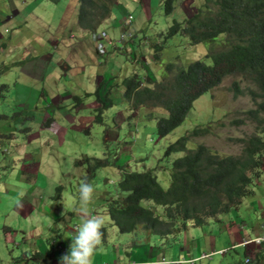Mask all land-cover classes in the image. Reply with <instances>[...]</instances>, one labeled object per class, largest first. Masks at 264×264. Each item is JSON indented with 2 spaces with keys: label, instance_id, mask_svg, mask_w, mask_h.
<instances>
[{
  "label": "rangeland",
  "instance_id": "374dc122",
  "mask_svg": "<svg viewBox=\"0 0 264 264\" xmlns=\"http://www.w3.org/2000/svg\"><path fill=\"white\" fill-rule=\"evenodd\" d=\"M162 1L117 0L111 4L112 16L105 17L98 25L100 30L106 31L105 27L111 22L113 28L110 30V34L105 32V39L118 40L117 45L120 48L117 53H119V60L125 61V65L118 64L120 65V71L117 67L116 76L121 75L122 78L125 74L129 75L133 71L143 68L144 86L153 87L155 83L163 81L164 75L169 73L164 68V63L175 62L185 66L194 60H202L205 64H210L212 58L204 55L209 53V50L211 53H215L224 47L225 34H220L210 43H189L185 35L175 33L166 37L162 42L157 61L148 57L152 52V44L160 42L171 21L173 19L183 21V17L188 16L192 10V5L200 0H173V10L168 14H165L161 8ZM15 2L22 9L28 6V0H15ZM52 3H56L52 5H57V10L64 6L62 0ZM73 3L72 8H69L66 13L62 9L63 25L58 28L57 34L59 36L62 34V29L77 31L70 23L71 14H74V22L77 25L76 16L79 4L76 0H73ZM4 4L9 6L10 3H8V0H0V7ZM129 13L131 14V22L128 21ZM121 22L122 25L126 26L130 23L131 30L136 34V38L131 41L133 43H130L133 53L136 54L133 60L128 61L131 52H129L127 46H124L122 40L126 38L127 32L118 29V27L123 29ZM19 30L25 36L29 34L28 28L23 25ZM35 30L42 40L45 32L40 28ZM7 31L11 33L12 30L8 28ZM52 32H55L54 29H52ZM88 32L92 33L91 30ZM31 45L39 49L41 53L39 44L36 45L33 42ZM112 45H107L103 55L97 54L96 56L93 54L94 59L97 58L98 61L103 62L109 58L106 52L107 49L111 50L113 48ZM22 49L23 45H20L18 49H11V52H16V50L21 52ZM26 49L31 50L29 45H26ZM144 60L146 63H144ZM37 61L41 62L42 58L37 59ZM6 63L10 64V62ZM42 63L45 67L44 62ZM142 63L146 65L142 67ZM82 65L84 69L81 77L85 78L93 74L95 66L92 63H82ZM18 66L21 65H13L11 68ZM14 74V71H6L0 75V83L10 86L9 90L3 96H0V113L6 114V117L0 118V228H3L4 224H9L15 225L17 229L15 221H22L20 219L14 220L12 216L13 211L19 210V205H14L13 202L18 197L30 200L33 207L29 213L30 215L33 213L34 216L39 215V209L45 206L44 202L49 207L61 205L64 209L72 210L79 198V187L82 181H87L96 188V198L89 206L90 214L103 216L105 221H109V215L103 213L102 205L106 204L116 191L120 192L116 185L123 172L151 170L154 172L160 186L165 188L169 182L168 169L175 167L172 164L174 160L182 157L185 152L196 149L198 143H203L207 152L218 157V159L228 156L236 158L244 152L246 145L243 140H246L248 135L254 131V123L246 113L248 110L256 108V104L252 100L253 97L247 93L248 87H252V85L241 73H237L225 77L219 85L194 100L182 122L163 137H158L155 134L156 121L159 117H166L168 112L160 104L153 107L135 105L133 101L123 96L122 82L117 77L113 79L114 85L111 91L106 90V94L111 101L101 108V121L92 122V118H90L85 125L81 124L83 129H87V133L81 132L80 135L75 134L72 137L69 132L64 137L65 128L68 127L64 115H74L75 110L80 109L79 102L81 99L84 102L86 100L83 96H76L77 99L73 97L70 99L69 105L59 101V97L65 95L64 88H70V83L73 88L74 80H76L69 82L63 79L59 83L58 94L54 96L52 102L53 105L56 104L57 110L55 111L60 112V115L55 116L56 119L54 120L53 113L49 109V114L45 116L46 120L43 119L45 125H51L48 131L53 132L52 136L43 134L46 128L40 126V124L36 125L35 128L41 127V132L32 135L30 138L25 135V129L21 128L28 122H35L42 112L40 108L29 110L25 101H21L20 94H14L11 89L13 80H15ZM67 77L69 79V76ZM234 82H237L240 91H242L241 94L236 96L232 87ZM102 86V84H98V87L102 88ZM45 89H47V85ZM96 96H100L97 89L89 97V103L81 109V114H88L92 107H100V102L97 101L98 104L95 102ZM11 108L18 113L14 114ZM96 114L97 110L94 109L90 117L95 118ZM237 119H240L241 122L234 124ZM80 121L83 122V118ZM197 126H206L209 133L206 132L203 136H191L187 133ZM32 128L31 125L29 130ZM10 129L13 134L9 137ZM34 132L35 129L31 131V133ZM181 135L188 137L185 142L186 150L183 153L164 155L163 151L166 146L177 140ZM95 158H107L108 162L103 166L96 163ZM77 159H79V162L74 163ZM33 163L38 164L42 175L49 179L53 176L56 180H59V183L54 188L52 183L49 182L48 188H44V190L35 189L31 193V198H29L27 186L20 184L18 187H11L10 185L13 182L8 177L12 174L15 175V168L21 173L25 170L26 165ZM12 166H14L13 169H11ZM86 168L93 169L89 178H87ZM258 171H260L259 176H255ZM246 173L252 177L254 176L248 185L250 192L239 198L236 207L218 213L217 218H208L204 224L207 234H199L198 231L202 228L201 225L192 226L189 221H186L185 225L187 227L179 228L172 234H156L150 231L147 233L149 241H140L138 246L134 248H141L144 244H155V246L158 245L164 250L165 247L173 244L175 237L180 239L185 248L187 245L192 248L193 241L208 246L207 236L210 235L212 239L211 249H206L204 252L210 253L219 249L224 250V252L222 254L213 253L210 258L198 260L193 264H264V242L257 245L252 244L248 250L239 245L231 246L239 239L240 232H249L252 236L264 234V165L260 164L254 168L249 167ZM31 200H35V202ZM142 205L156 206L154 208L156 213L161 210L160 205L154 204L150 200H142ZM66 223L68 224L66 229H63L61 234L55 237L56 242H60V244L62 242V245L67 244L71 239L68 228L72 223H76L80 227L81 218L74 215L71 222L67 221ZM140 226L144 228L142 225ZM190 228L197 230V232L191 231ZM135 229L132 230L133 234L118 232L115 225L108 223L105 239L109 245L112 242L113 244L115 242L129 244L130 238L136 239L138 236ZM28 244L33 246L31 239L28 240ZM108 244L104 245L108 246ZM23 250V245L19 248H13L11 256H19ZM110 254L108 251L107 257ZM184 257L189 259L192 258V255L185 252ZM245 258L248 259L247 262H245ZM53 259H55L54 256Z\"/></svg>",
  "mask_w": 264,
  "mask_h": 264
},
{
  "label": "trees",
  "instance_id": "16d2710c",
  "mask_svg": "<svg viewBox=\"0 0 264 264\" xmlns=\"http://www.w3.org/2000/svg\"><path fill=\"white\" fill-rule=\"evenodd\" d=\"M76 1L79 4L77 25L90 31L100 25L105 17H111V4L117 0ZM172 2L162 1L161 8L165 14L173 10ZM191 9L183 21L173 19L160 42L152 44V58L155 61L159 59L162 42L175 33L185 35L189 43H210L220 34H225L224 47L215 53L209 50L204 55L211 57L212 63L194 60L181 66L166 62L164 68L169 73L153 87H138L135 80L137 75L132 74L122 80L124 96L128 99L133 96L135 105L153 107L160 104L168 112L166 117H159L156 121L155 134L163 137L182 122L194 100L219 85L225 77L241 73L252 85L247 93L253 97L256 108L246 113L254 123V131L243 140L246 145L244 152L236 158L228 156L218 159L207 152L203 143H198L196 149L174 160L172 164L175 167L168 169L169 182L165 188L160 186L151 170L123 172L116 185L120 192L117 191V195L105 204L110 220L105 221L103 238L108 223L115 225L119 232H130L140 223L156 234H172L183 228L186 221L192 225H202L208 218L235 207L239 198L250 192L248 185L254 176L248 175L246 170L264 165V0H203ZM12 66L0 63V75ZM9 87L0 83V96ZM232 87L235 96L242 93L237 82ZM97 101L101 105L95 109L97 114L94 120L101 121V108L110 99L97 97ZM11 109L14 114L18 113ZM4 117L6 114L0 113V118ZM240 122L237 119L234 124ZM206 132V126H197L187 133L203 136ZM12 134L11 130L9 137ZM187 140V136L181 135L166 146L163 154L183 153ZM96 163L104 166L107 161L97 160ZM259 172L255 176H259ZM142 200L162 206L161 214L152 209L154 205H142ZM75 236L71 234L69 249ZM47 256L35 251L24 262L33 259L45 262Z\"/></svg>",
  "mask_w": 264,
  "mask_h": 264
},
{
  "label": "crops",
  "instance_id": "0c3cea01",
  "mask_svg": "<svg viewBox=\"0 0 264 264\" xmlns=\"http://www.w3.org/2000/svg\"><path fill=\"white\" fill-rule=\"evenodd\" d=\"M62 2L64 6L60 10L56 9L57 5H52L56 3H52L48 0H28V6L24 9H22L21 6H17L15 0H8V3H10L9 6L4 4L0 7V63L10 62L11 65H21L9 70L15 72L13 76L15 80H13L11 89L15 95L20 94L21 101H25L29 110L32 108H40L42 112L35 122H28L21 128L25 129V127H27V129H30L31 125L33 126L31 130H25V135L30 138L32 135L41 132V127L38 129L35 128L36 125L40 124V126L46 128L43 134L52 136L53 132L48 131L51 125H45V116L49 114V109H51L53 113L54 120L56 119L55 116L60 115V112L55 111L57 110L56 104L53 105L52 102L55 98L54 96L58 94V86L63 79L69 82L74 79L76 80H74L75 83H73V88L71 83L70 88H64L63 92L65 95L63 97L66 98L57 96L59 97V101L69 105V101L72 97L77 99L76 96H83L86 100V102H84V100L81 99L79 102L80 109L75 110L74 115H64L66 116L64 118L66 119L68 127L65 128L63 136L65 137V135L70 132V135L74 137L75 134L80 135L81 132L85 133L86 129H83V125L92 118L90 115L97 107H92V111L89 110L88 112L89 115L81 114V109L89 103L91 94L95 93L97 89L98 95L100 96L95 97L96 104H98L97 97L100 99L108 97V99H110L106 94V90L109 92L111 91L114 85L113 79L117 77L122 82L123 78L128 76V74H125L122 78L121 75L116 76L117 71H120L119 66L125 65V61L119 60V53H117L120 46L117 45L111 50L107 49L106 53L109 55V58L105 59L103 62L98 61L97 58H95L97 61L94 59L93 54L97 56L95 39L92 33L75 25L74 14H71L70 23L77 31L62 29V34L60 36L57 34L58 28L63 25L62 9L66 13L74 4L73 0H62ZM202 2L203 0H200L194 5H200ZM120 24L122 26V22ZM7 25L9 30H12L11 33L7 31ZM21 25L28 28L29 34L27 36L23 35L21 30H19ZM38 28L45 32L42 36V40L35 30ZM105 28L106 33L110 34V30L113 28L111 22H109ZM52 29H54L55 32H52ZM118 29L121 30L119 27ZM18 30L19 32H17ZM95 30L100 31V26H97ZM134 39L135 38H132L130 42L124 41V46H127L129 52L132 50V45H130V43H133L131 41ZM33 42L41 46V53L39 49L31 45ZM84 44L86 45L85 47ZM20 45H23L21 52H17V50L16 52H11V49H18ZM26 45H29L31 50L26 49ZM132 55L134 57L136 55L133 53V50ZM148 57H151V54ZM39 58H42L41 62L37 61ZM129 60L130 59H128V61ZM42 62H44L45 67ZM82 63H92L95 66L92 75L85 78L81 77L82 70L84 69ZM139 72L140 71H133V73L136 74ZM67 76H69V79ZM98 84H102V88L98 87ZM46 85L47 89H45ZM117 92H119V90H117ZM81 118H83V122L80 121ZM81 124L83 125L81 126ZM34 129L35 132L31 133ZM13 168L14 166L11 167V169ZM14 173L15 175L12 174L8 177V179L13 182L10 186L18 187L20 184L25 187L27 186L29 198H31V193L35 189L44 190V188H48L49 182L52 183L53 188L59 183V180H56L53 176L49 179L42 175L39 171L38 164L35 163L26 165L25 170L21 173L15 168ZM64 179H66V177H64ZM31 201L35 202V200ZM13 202L14 205H19V210L13 211L12 216L14 220L20 219L22 221H15L17 229L15 225L9 224H4L3 228H0V264L22 263L35 251L48 255L44 260L46 264H60V257L65 255L62 252L68 247V252L66 253L68 254L70 249L68 242L63 245L61 242L59 245L55 237L59 236L63 229H66L68 225L66 222H71L74 215L80 218L81 216L76 212L67 213V209H64L61 205L49 207L46 202H44L45 206L39 209V215L34 216L33 213L31 215L29 213L30 209L33 207L29 199L18 197L14 199ZM215 218H217V216ZM204 224L201 225L202 228L198 231L201 235L207 234L204 229ZM140 225L141 224H138L135 229V233L138 235L137 238H130L129 244H126V242H115V244H113L112 242V244L109 245L105 236L102 246L93 254L92 264H166L159 263L161 256L166 260H176L184 257L185 252L191 254L192 257H197L200 253V249L202 250L201 253H205L204 251H206V249H211L212 239L210 235L207 236L209 247L198 244L197 241H193L192 248H190V245H187L185 248L184 244H181L180 239L175 237L173 244L165 247L164 250L158 245L155 246V244H144L141 248L135 249L134 247L138 246V242L149 241L147 234L149 230L147 228H141ZM184 227L187 226L185 225ZM190 229L191 231L197 232V230ZM130 233L133 234L134 232L130 231ZM241 237H252V235L249 232H240L239 239L235 241L234 244H237ZM29 239L32 240L33 246L28 244ZM104 244H108V246ZM21 245L24 246V250L21 254L15 257L11 256L13 254L12 249L19 248ZM53 245L56 248V252L54 253ZM249 248H251V245L246 247V249ZM59 249H62V252H60ZM108 251L111 254L107 257ZM53 256L55 259H53ZM104 258L106 260H103Z\"/></svg>",
  "mask_w": 264,
  "mask_h": 264
},
{
  "label": "clouds",
  "instance_id": "9594fccd",
  "mask_svg": "<svg viewBox=\"0 0 264 264\" xmlns=\"http://www.w3.org/2000/svg\"><path fill=\"white\" fill-rule=\"evenodd\" d=\"M130 22H131V17H130ZM127 25L128 26L122 25L123 29H121V30L129 33V35H126V38L122 39V40L130 42V40L132 38H136V34H134L133 31L131 30L130 23ZM95 29L91 30L93 37L95 36L96 33L103 31V30L96 31ZM103 32L105 33L106 31H103ZM94 39H95V37H94ZM102 41L104 43L105 48H107L108 44H113L112 47H116L118 40H115V39L106 40L104 37L102 39ZM95 50H96V53L98 55L104 54V53L101 54L100 52H98L96 46H95ZM152 50H153V45H152ZM130 52H131V57L129 59L133 60L135 57L132 55V50H130ZM151 57H152V53H151ZM144 63H146L145 60H144ZM145 65L146 64L142 63V67H144ZM137 71H140V72L137 74L136 73H132V74L137 75V78H135V80L138 83V87H143L144 86V70L142 68V69H138ZM132 74H129L128 76H130ZM128 76H126V77H128ZM122 87H123V90H122V94H123V91L125 90L123 83H122ZM96 88H97V86H96ZM123 96H124V94H123ZM129 98L131 101L134 100L133 96H131ZM139 105H145V104H139ZM145 106H148V105H145ZM96 108H98V107H96ZM94 121L95 120L92 117V122H94ZM25 130H29V129H27V127H25ZM85 133H87V129L85 130ZM77 160H79V159H77ZM94 160H95V162L97 160H101V161L106 160L108 162L107 158H103V159H96L95 158ZM75 161H74V163H75ZM86 172L88 175L87 178H89L90 177L89 175H91V173L93 172V169L92 168H86ZM60 188H62V187L60 186ZM117 193L118 192L116 191L114 195H117ZM121 196H122V194H121ZM95 198H96V188L94 187V185L91 183H88L87 181H82L81 185L79 187V198H78V200L75 202L72 210L67 209V213L68 212L69 213L70 212H76L78 215L81 216V225L79 227L76 223H72L71 226L68 228V231L71 234H75L76 236L72 240L73 242L70 246V252L68 254H66L68 252V247H66V249L63 252H62V249H59L60 252L65 254L62 257H60V264H92V257H93L94 252L102 246L103 236H104L103 228L105 225V218L103 216H100V215H91L90 214V207L89 206L94 202ZM102 206H103V213L108 215L106 212V209H105V204H103ZM154 208H156V206H154L152 208L155 211ZM161 212H162V206H161V210L158 214L160 215ZM216 216L217 215H215L213 218H215ZM256 238H260V240L257 241ZM262 242H264V234L260 235V236L256 235V236H252V237H241L239 242H237V244H232L231 246L239 245V246H243L246 249V247L248 245L262 244ZM53 249H54L53 253L56 252V248L54 247V245H53ZM223 252H224V250L219 249L217 251H212L210 253H200L197 255V257H192L189 259H187L185 257H181V258L176 259V260H166L161 256L159 259V263H166V264L167 263L168 264L187 263V264H192L193 262H197L198 260L205 259V258H199L202 254H210V257H211L213 253L222 254ZM188 260H193V262L189 263ZM244 260H245V262H247L248 259L245 258ZM32 262H37L38 264H46L45 262H41L38 259H33L31 261L22 262V263H13V264H31ZM104 264H106V263H104ZM114 264H123V263H114Z\"/></svg>",
  "mask_w": 264,
  "mask_h": 264
},
{
  "label": "built area",
  "instance_id": "2783aa9c",
  "mask_svg": "<svg viewBox=\"0 0 264 264\" xmlns=\"http://www.w3.org/2000/svg\"><path fill=\"white\" fill-rule=\"evenodd\" d=\"M130 17L131 15H128V21H130ZM126 35H129V33H126ZM95 46L97 47L98 52H100L101 54H103L105 52V46L104 43L102 41V39L105 37V33L102 32H98L95 34ZM257 241L260 240V238H256ZM210 254H202L199 258H209ZM189 263H192L193 260H188ZM31 264H38L37 262H32Z\"/></svg>",
  "mask_w": 264,
  "mask_h": 264
}]
</instances>
